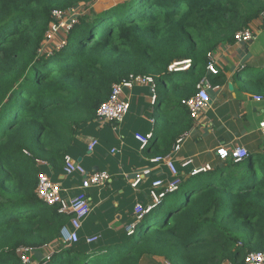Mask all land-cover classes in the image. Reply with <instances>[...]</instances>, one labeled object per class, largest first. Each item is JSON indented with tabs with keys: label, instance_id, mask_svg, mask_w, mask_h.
Listing matches in <instances>:
<instances>
[{
	"label": "trees",
	"instance_id": "1",
	"mask_svg": "<svg viewBox=\"0 0 264 264\" xmlns=\"http://www.w3.org/2000/svg\"><path fill=\"white\" fill-rule=\"evenodd\" d=\"M90 1L0 0V264H25L24 246L34 264H141L147 256L246 264L248 253L264 250V150L187 172L174 191L159 189L158 202L148 190L142 203L153 207L140 221L136 203L118 228L107 222L94 231L98 221H87L89 214L72 243L61 237L72 216L36 188L38 173L59 175L66 154L87 152L81 138L97 130L100 105L114 83L133 76L154 78V106L162 109L144 152L167 153L195 123L183 100L205 77L225 81L224 70L209 72V54L236 47V33L258 20L264 31V0H124L84 12L62 48H46L52 11ZM185 60L188 68H171ZM233 80L240 91L264 96V57L237 65ZM88 232L98 240L88 243Z\"/></svg>",
	"mask_w": 264,
	"mask_h": 264
},
{
	"label": "crops",
	"instance_id": "2",
	"mask_svg": "<svg viewBox=\"0 0 264 264\" xmlns=\"http://www.w3.org/2000/svg\"><path fill=\"white\" fill-rule=\"evenodd\" d=\"M100 1L113 3L116 0ZM121 1L124 0L119 2ZM254 45L252 44L253 47ZM222 49L216 51L213 56L217 69L226 72L225 81L219 84L212 83L209 90L211 95L209 105L200 117L194 120L193 127L178 150L174 149V144L167 153L155 154L151 150L145 153L135 138L137 132L153 133L157 127L158 114L154 106L152 89L148 84H136L132 88L124 89V97L130 102V109L117 132H114L110 124L99 122L92 136L81 138L86 146L91 137L99 138L100 144L93 153L88 150L81 152L76 148L70 155L77 160L81 159V163L88 170H104L111 175L107 186L92 187L88 190L92 209L87 221L89 219L98 221L93 226L94 231L98 232L101 225L107 226V222H109L107 228L120 227L129 220V211L134 210L133 203L149 200L147 198L151 182L162 179L164 186L168 183V179L171 178L170 169L165 163H151L149 159L153 156H169L180 176H183L187 172L211 169L223 163L217 152L221 148L231 151L239 146L246 148L250 153L264 150V133L260 128V122L264 120V100H257L256 95L240 91L233 80L238 58L246 62L263 51L254 48L256 51L252 52L250 48V53L243 52L240 47ZM221 53L227 57L228 62L221 61ZM229 62H233L234 66L229 65ZM114 147L120 151L112 154L110 151ZM145 167H151V173L145 176L138 188H134L131 181L135 174ZM50 175L62 184L66 195L74 196L78 193L80 181L74 176L66 175L64 172L55 176ZM86 234L97 235L94 233L92 235L91 232ZM153 257L158 260L162 258Z\"/></svg>",
	"mask_w": 264,
	"mask_h": 264
},
{
	"label": "built area",
	"instance_id": "3",
	"mask_svg": "<svg viewBox=\"0 0 264 264\" xmlns=\"http://www.w3.org/2000/svg\"><path fill=\"white\" fill-rule=\"evenodd\" d=\"M79 13L76 6L70 7L68 9H54L52 11L53 22L50 25L48 32L46 33V39L52 38L56 33L63 32L69 33L74 25L78 22ZM255 38V33L252 27H247L235 35L237 43H249ZM66 43V39L63 40L59 45L58 49L62 48ZM191 60H185L183 62H177L171 66V68L176 69H186L190 66ZM209 72L217 73L218 69L216 67L215 58L213 53L209 54V61L207 64ZM136 84H148L151 86L153 93V101L156 100V84L154 78L151 76H133L125 79L121 82H116L112 86V92L104 103H102L97 111V120L102 124H110L113 127L114 132H117L121 122L124 120L126 114L130 109V102L124 97V89L132 88ZM212 83L208 77H205L197 85V92L191 97L184 99L183 104L187 107L190 116L193 120H197L202 112L207 108L210 103L211 95L210 88ZM257 100H264V96H255ZM260 128L264 133V120L260 122ZM152 132L150 133H139L135 134V138L140 142L141 150H144L147 146L150 138L152 137ZM189 134L182 135L177 139L174 149L178 150L180 148L181 142ZM100 144V140L97 137H91L87 142V148L89 152H95L97 146ZM120 151L117 147L111 149V153L115 154ZM218 154L222 159L232 157L235 161H242L248 158L251 153L244 147H235L233 150L229 151L225 148H221ZM26 153H29L26 151ZM151 163L162 164L165 163L171 171V178L168 180L167 190L174 191L177 189L180 183V173L175 166L174 162L169 156L156 155L149 159ZM45 163L44 161H39V163ZM201 170H195L193 173H197ZM63 172L66 175L80 176L79 191L76 195L70 196L65 194V189L62 184L53 179V177L46 171L38 173V184H37V194L44 202L49 205H58L59 211L72 216L71 225H65L61 230V237L63 242L72 243L79 239V232L83 226V222L86 217L91 212V201L88 193V189L97 186H107L111 180V175L108 171L104 170H88L85 166L79 162L76 158L70 154L65 155ZM151 173V167H145L142 171L135 174V177L131 181V185L134 188H138L139 184L143 181L146 175ZM164 186L162 179H156L152 182L149 188V193L154 202H158L160 197L163 196V192L159 191ZM153 205H148L146 208L143 206L141 201H137L135 205V214L137 221H140L143 215L148 212ZM137 222L130 224L127 229L130 233H133ZM98 240V236H89L87 238L88 243H93ZM22 260L25 264H31V251L30 247H21L19 249ZM49 258V256H48ZM246 264H264V250L262 251H252L247 254L245 259Z\"/></svg>",
	"mask_w": 264,
	"mask_h": 264
},
{
	"label": "rangeland",
	"instance_id": "4",
	"mask_svg": "<svg viewBox=\"0 0 264 264\" xmlns=\"http://www.w3.org/2000/svg\"><path fill=\"white\" fill-rule=\"evenodd\" d=\"M119 1L116 0L113 3L112 2L110 3V2H107V1L106 2L102 1L101 2L100 0H91L90 2H82V3H80L79 5L76 6V9L81 14H83L84 12H88L91 8H94L96 11L101 12V11L107 9V8H110V7L114 6ZM259 24H261V22L258 20L256 22H254L253 25H252V28H253V30H254V32L256 34L255 38H254V40L252 42L240 43V44L238 43L236 45V47H240V50L243 51V52H249L250 53V48H251L252 52H255L256 51L255 49L263 51L260 54H257V56H256L257 58L264 57V31L258 29ZM66 36H67V33L58 32L52 38L46 39L44 45L48 49H52L53 47H57L58 48V45L63 40L66 39ZM252 44H255L254 45L255 47H253ZM232 48H234V47H232ZM221 50H223V49L221 48ZM221 50L219 49V51H221ZM256 57H254V58H256ZM236 60H237V58L235 59V61ZM221 61L228 62L227 57H224L222 53H221ZM243 63L244 62L238 58V61H237L236 64L239 65V64H243ZM229 65H233L234 66V63L233 62L232 63L229 62ZM161 111H162V109H156V113L157 114H159ZM248 159L246 158L245 160L247 161ZM140 225L141 224H138V227ZM57 247H58V244L55 245L54 250H56ZM45 254H46V259H47L48 255H51L52 253H49V251H48ZM35 258H36L35 257V253H33L31 255V264H34ZM153 258H154L153 256L152 257L151 256L144 257L143 261H141V264H170L163 257L159 258V260L155 259V258L153 259ZM224 264H229V263L225 262Z\"/></svg>",
	"mask_w": 264,
	"mask_h": 264
},
{
	"label": "water",
	"instance_id": "5",
	"mask_svg": "<svg viewBox=\"0 0 264 264\" xmlns=\"http://www.w3.org/2000/svg\"><path fill=\"white\" fill-rule=\"evenodd\" d=\"M78 161L81 162V159H79Z\"/></svg>",
	"mask_w": 264,
	"mask_h": 264
}]
</instances>
